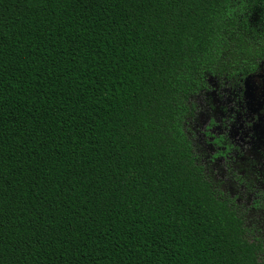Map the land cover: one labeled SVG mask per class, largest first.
<instances>
[{
    "label": "trees",
    "instance_id": "1",
    "mask_svg": "<svg viewBox=\"0 0 264 264\" xmlns=\"http://www.w3.org/2000/svg\"><path fill=\"white\" fill-rule=\"evenodd\" d=\"M262 66L264 0H0V264H264L186 132Z\"/></svg>",
    "mask_w": 264,
    "mask_h": 264
},
{
    "label": "rangeland",
    "instance_id": "2",
    "mask_svg": "<svg viewBox=\"0 0 264 264\" xmlns=\"http://www.w3.org/2000/svg\"><path fill=\"white\" fill-rule=\"evenodd\" d=\"M192 103L186 132L197 162L214 189L233 200L251 238L264 247L263 69L243 82L209 79L208 90Z\"/></svg>",
    "mask_w": 264,
    "mask_h": 264
},
{
    "label": "flooded vegetation",
    "instance_id": "3",
    "mask_svg": "<svg viewBox=\"0 0 264 264\" xmlns=\"http://www.w3.org/2000/svg\"><path fill=\"white\" fill-rule=\"evenodd\" d=\"M262 69H263V71H264V66L261 67V69L259 70V72H260ZM259 72H257V73H259ZM257 73H256V74H257Z\"/></svg>",
    "mask_w": 264,
    "mask_h": 264
}]
</instances>
